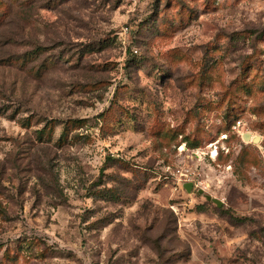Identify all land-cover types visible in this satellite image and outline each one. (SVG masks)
Masks as SVG:
<instances>
[{
  "label": "rangeland",
  "instance_id": "rangeland-1",
  "mask_svg": "<svg viewBox=\"0 0 264 264\" xmlns=\"http://www.w3.org/2000/svg\"><path fill=\"white\" fill-rule=\"evenodd\" d=\"M0 1V264H264V0Z\"/></svg>",
  "mask_w": 264,
  "mask_h": 264
},
{
  "label": "water",
  "instance_id": "water-1",
  "mask_svg": "<svg viewBox=\"0 0 264 264\" xmlns=\"http://www.w3.org/2000/svg\"><path fill=\"white\" fill-rule=\"evenodd\" d=\"M242 139L244 141H247V142L251 141L253 144H256L257 142L260 141L259 137H252L251 138V135H249V134H243ZM191 187H192V185L190 183L184 185V188L187 192H190ZM207 200H210V198L208 197ZM214 202L216 203L217 207H221V202H219V201H214Z\"/></svg>",
  "mask_w": 264,
  "mask_h": 264
},
{
  "label": "built area",
  "instance_id": "built-area-1",
  "mask_svg": "<svg viewBox=\"0 0 264 264\" xmlns=\"http://www.w3.org/2000/svg\"><path fill=\"white\" fill-rule=\"evenodd\" d=\"M240 125V122H237V126H239Z\"/></svg>",
  "mask_w": 264,
  "mask_h": 264
},
{
  "label": "trees",
  "instance_id": "trees-1",
  "mask_svg": "<svg viewBox=\"0 0 264 264\" xmlns=\"http://www.w3.org/2000/svg\"><path fill=\"white\" fill-rule=\"evenodd\" d=\"M1 2V1H0ZM4 11H1V14L3 13Z\"/></svg>",
  "mask_w": 264,
  "mask_h": 264
}]
</instances>
